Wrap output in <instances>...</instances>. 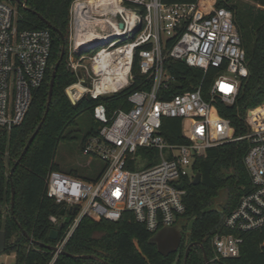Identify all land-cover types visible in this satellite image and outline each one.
I'll use <instances>...</instances> for the list:
<instances>
[{
  "label": "built area",
  "instance_id": "2783aa9c",
  "mask_svg": "<svg viewBox=\"0 0 264 264\" xmlns=\"http://www.w3.org/2000/svg\"><path fill=\"white\" fill-rule=\"evenodd\" d=\"M69 25L77 82L65 89L76 102L86 94L108 96L129 86L134 58L150 84L128 95V110L118 108L109 115L102 103L93 107L92 116L100 123L98 133L88 137L81 149L102 161L98 178L82 180L64 171L48 172L46 195L61 205L63 213L48 217L58 235L47 264L54 263L82 216L116 221L128 211L152 233L176 225L185 211L186 185L195 175L196 158L209 147L244 139L248 142L244 163L252 188L223 216L211 238L215 258L238 256L242 233L264 226V100L245 111L246 132L237 135L214 105L217 100L233 104L240 78L247 75L245 51L231 11L212 3L201 7L199 0H103L97 4L73 0ZM89 40L96 47L76 55ZM50 50V31L19 29L15 6L0 0V130L9 131L23 120L33 90L43 81ZM167 58L204 74L213 70L206 97L202 81L192 90L159 97L175 80L163 66ZM76 67H83L85 73ZM74 86L81 91L76 93ZM165 117L181 120L186 142L167 141L161 133ZM225 128L229 135L212 138L213 132ZM140 149L156 150L159 160L133 169L138 157L151 159L152 154Z\"/></svg>",
  "mask_w": 264,
  "mask_h": 264
},
{
  "label": "trees",
  "instance_id": "16d2710c",
  "mask_svg": "<svg viewBox=\"0 0 264 264\" xmlns=\"http://www.w3.org/2000/svg\"><path fill=\"white\" fill-rule=\"evenodd\" d=\"M72 1L20 0L16 3L9 0L16 8V25L19 29L45 28L51 34V50L45 75L42 83L32 92L23 120L9 131L0 130V204L6 202L8 194L11 195V186L14 191L13 213L11 214L10 208L6 215L0 210V229L5 232V246L2 251L14 253V264H47L52 258L51 250L31 242L29 238L48 245H54L56 241L49 238L53 226L48 217L51 214L59 215L61 205L46 195L45 181L50 170L63 171L53 161V157L58 142L68 138V135L63 134L65 129L74 123L76 115L89 112L92 126L82 137L83 146L88 137L98 133L100 123L92 116L95 105L102 103L109 115L118 108L128 110L131 107L128 95L145 89L150 84V79L139 72L134 58L131 68L133 80L125 89L97 98L86 94L72 104L65 93V87L75 81L76 77L66 68L63 55L55 72L51 99L44 120L9 177L11 167L44 114L53 66L60 57L62 47L65 49L67 46L69 8ZM208 3L231 11L245 51L247 75L240 78L234 103L227 105L217 100L214 104L219 116L229 120L235 134H243L246 132L245 111L264 100V0H199L201 7ZM55 29L62 33L63 39ZM163 66L175 80L168 84L166 90L160 92L159 97L169 98L173 94L192 90L201 81L203 96L206 97V91L215 75L213 70L210 69L204 74L171 58L165 59ZM212 120L217 122L213 116ZM224 131L213 132L212 138H223L225 134H230L227 128ZM161 133L169 142H186L181 134L179 118H163ZM247 148L248 142L244 139L228 141L207 148L203 156L196 158L194 168L200 172L201 179L196 185L191 182L186 185L182 229H186L192 218L195 220L191 232L186 237L185 234L182 236L176 263V253L168 256L159 254L152 241L154 233L147 231L134 220L132 213L125 211L116 221L82 216L65 244L63 250L66 253H60L53 264H103L101 261L108 264H183L188 243L195 244L189 249L185 264H205L198 243L202 245L209 264H264V226L242 233L243 242L236 257L215 258L212 249V234L223 216L252 188L244 163ZM139 151L152 154L154 150ZM151 163H154L152 159L147 165ZM64 172L78 176L75 169ZM99 175L85 180H94ZM221 192L225 195L224 200L215 208V200ZM72 255H93L96 258L82 259Z\"/></svg>",
  "mask_w": 264,
  "mask_h": 264
},
{
  "label": "rangeland",
  "instance_id": "374dc122",
  "mask_svg": "<svg viewBox=\"0 0 264 264\" xmlns=\"http://www.w3.org/2000/svg\"><path fill=\"white\" fill-rule=\"evenodd\" d=\"M5 2H9V0H3ZM69 33H70V25H69ZM69 33H68V41L67 46L64 49V57H65V65L68 70L74 73L73 65L75 64V58L70 54L69 51ZM89 51L88 53H90ZM77 71H81L85 73V69L83 67H76ZM76 77V75H75ZM77 82V78L75 81L67 85L65 88L75 84ZM92 126L90 113L87 111L81 112L76 115L74 118V123L68 126L64 135H68V138L61 139L55 149L53 161L60 166V169L63 171L69 169H75L78 172V178L85 180L87 178H93L96 175L100 174L103 168V163L98 158L90 157L89 155H84L81 149V140L86 131L90 129ZM151 159L153 162L159 160L158 152L156 150L153 151ZM150 159V160H151ZM150 160L147 159H137L136 165L133 169H141L149 163ZM191 182V181H187ZM224 194L221 192L218 198L215 200L214 206L215 208L219 207V203H222L224 200ZM220 201V202H219ZM10 194L7 196V200L5 203L0 204V210L3 211V214L6 215L8 213V209L10 207ZM179 226H184V221L182 218L178 220ZM187 240V238H186ZM14 253L13 252H0V264H14Z\"/></svg>",
  "mask_w": 264,
  "mask_h": 264
},
{
  "label": "water",
  "instance_id": "95a60500",
  "mask_svg": "<svg viewBox=\"0 0 264 264\" xmlns=\"http://www.w3.org/2000/svg\"><path fill=\"white\" fill-rule=\"evenodd\" d=\"M16 3H19L20 0H14ZM23 5V3H21ZM120 26H122L120 24ZM56 32L59 34L60 38L63 39V35L60 31H58L57 29H55ZM97 44L92 43V42H85L83 43L77 50H76V55H80L82 53H88L91 49L95 48ZM64 54V48L62 47L61 52H60V57L59 59L56 61V63L53 66L51 75H50V79H49V85H48V95H47V101H46V108L44 111V114L40 120V122L38 123V125L36 126L35 130L31 133V135L29 136L27 142L25 143L20 155L18 156L17 160L15 161L14 166L11 167L10 172H9V177L11 176V174L14 171L15 165L19 162V160L21 159V157L23 156V154L26 152L27 148L29 147L30 143L32 142L36 132L39 130L44 117L46 115L48 106H49V102L51 99V94H52V86H53V81H54V76H55V72L56 69L59 65L60 59L62 58ZM65 93L69 99V101L72 104H75L76 101L73 98V96L71 95V92L68 89H65ZM201 179V174L199 171L195 172V175L191 181V183L193 185H196L200 182ZM179 188H182V184H179ZM13 204H14V191L13 188L11 186V195H10V212L11 214L13 213ZM63 213V210L60 211V214ZM195 218H192L188 224L185 230H183L181 228V226H179V224L173 225V226H169V227H164L161 228L160 230H158L157 232H155L152 236V241L155 243L157 252L159 254H161L162 256H168L171 253H176L175 259H174V263H176V261L179 258V246L182 240V236L183 234H189L191 232L192 226H193V222H194ZM25 235L26 233L23 232ZM58 235V230L56 229H51L49 232V238H51L52 240H55L57 238ZM29 238V237H28ZM31 242L44 246L45 248L49 249V250H54L55 247L53 245H48V244H43L40 243L38 241H34L31 238H29ZM195 244V243H188L186 248H185V252H184V257H183V264H185L186 262V257L188 255V251L191 248V246ZM201 246L202 249V253H203V259H204V263L205 264H209V259L202 247V245L200 243H198ZM5 246V232L3 230L0 229V252L4 249ZM66 252L64 250L61 251V254H65ZM73 257L76 258H82V259H90V258H96L93 255H72ZM103 262V264H108L105 261H101Z\"/></svg>",
  "mask_w": 264,
  "mask_h": 264
},
{
  "label": "bare ground",
  "instance_id": "6f19581e",
  "mask_svg": "<svg viewBox=\"0 0 264 264\" xmlns=\"http://www.w3.org/2000/svg\"><path fill=\"white\" fill-rule=\"evenodd\" d=\"M101 1H103V0H89V2L90 3H99V2H101ZM87 42H90V40L89 41H87ZM75 88H77V90H76V93H79L81 90H80V88L78 87V86H74Z\"/></svg>",
  "mask_w": 264,
  "mask_h": 264
},
{
  "label": "snow or ice",
  "instance_id": "6c2138e0",
  "mask_svg": "<svg viewBox=\"0 0 264 264\" xmlns=\"http://www.w3.org/2000/svg\"><path fill=\"white\" fill-rule=\"evenodd\" d=\"M222 88L225 87L224 85L221 86Z\"/></svg>",
  "mask_w": 264,
  "mask_h": 264
},
{
  "label": "flooded vegetation",
  "instance_id": "af4514ba",
  "mask_svg": "<svg viewBox=\"0 0 264 264\" xmlns=\"http://www.w3.org/2000/svg\"><path fill=\"white\" fill-rule=\"evenodd\" d=\"M182 228V227H181ZM185 237H186V234H185Z\"/></svg>",
  "mask_w": 264,
  "mask_h": 264
}]
</instances>
